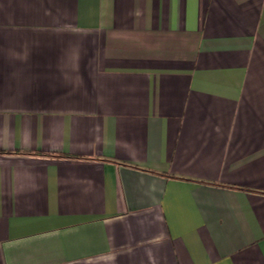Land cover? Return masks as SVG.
Segmentation results:
<instances>
[{
    "label": "crops",
    "instance_id": "1",
    "mask_svg": "<svg viewBox=\"0 0 264 264\" xmlns=\"http://www.w3.org/2000/svg\"><path fill=\"white\" fill-rule=\"evenodd\" d=\"M0 264H264V0H0Z\"/></svg>",
    "mask_w": 264,
    "mask_h": 264
}]
</instances>
